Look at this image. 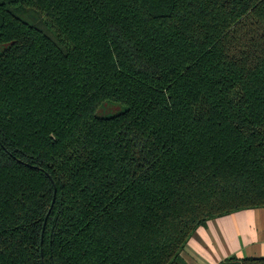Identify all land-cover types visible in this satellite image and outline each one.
<instances>
[{
    "label": "trees",
    "instance_id": "16d2710c",
    "mask_svg": "<svg viewBox=\"0 0 264 264\" xmlns=\"http://www.w3.org/2000/svg\"><path fill=\"white\" fill-rule=\"evenodd\" d=\"M255 208L264 0H0V264H180Z\"/></svg>",
    "mask_w": 264,
    "mask_h": 264
},
{
    "label": "crops",
    "instance_id": "0c3cea01",
    "mask_svg": "<svg viewBox=\"0 0 264 264\" xmlns=\"http://www.w3.org/2000/svg\"><path fill=\"white\" fill-rule=\"evenodd\" d=\"M230 256L264 257V208L209 220L187 242L180 264H217Z\"/></svg>",
    "mask_w": 264,
    "mask_h": 264
},
{
    "label": "rangeland",
    "instance_id": "374dc122",
    "mask_svg": "<svg viewBox=\"0 0 264 264\" xmlns=\"http://www.w3.org/2000/svg\"><path fill=\"white\" fill-rule=\"evenodd\" d=\"M125 107L121 103L109 101L103 102L95 111L98 116H111L124 111Z\"/></svg>",
    "mask_w": 264,
    "mask_h": 264
}]
</instances>
